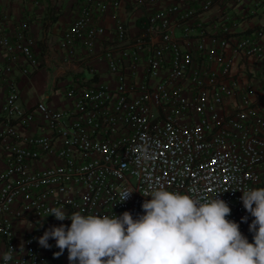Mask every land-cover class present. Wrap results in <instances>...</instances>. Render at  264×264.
Segmentation results:
<instances>
[{
	"label": "built area",
	"instance_id": "obj_1",
	"mask_svg": "<svg viewBox=\"0 0 264 264\" xmlns=\"http://www.w3.org/2000/svg\"><path fill=\"white\" fill-rule=\"evenodd\" d=\"M122 5L136 12L134 32ZM258 12L264 0H83L55 57L98 52L113 82L87 65L26 104L21 77L43 59L28 18L12 23L0 2V264H69L54 239L38 243L71 224L44 218L50 208L136 219L160 185L217 195L244 235L254 217L241 191L264 188V22L248 23Z\"/></svg>",
	"mask_w": 264,
	"mask_h": 264
},
{
	"label": "clouds",
	"instance_id": "obj_2",
	"mask_svg": "<svg viewBox=\"0 0 264 264\" xmlns=\"http://www.w3.org/2000/svg\"><path fill=\"white\" fill-rule=\"evenodd\" d=\"M133 192L123 191L121 203ZM241 192L243 207L254 217L252 242L237 222L227 219L231 208L217 195L201 202L160 185L143 195L151 199H145L144 214L136 219L128 211L119 216L68 215L52 207L44 218L51 215L71 224L51 227L38 243L47 249L54 239L59 249L54 257L67 250L69 264H264V188Z\"/></svg>",
	"mask_w": 264,
	"mask_h": 264
},
{
	"label": "crops",
	"instance_id": "obj_3",
	"mask_svg": "<svg viewBox=\"0 0 264 264\" xmlns=\"http://www.w3.org/2000/svg\"><path fill=\"white\" fill-rule=\"evenodd\" d=\"M2 8L15 23L20 17L28 18V30L34 38L33 49L37 50L43 59L40 67L28 77H21L20 99L23 103L29 104L39 98H43L48 91L53 78L68 77L76 69H82L85 74V67L93 65L96 68V77L112 83L113 77L107 72L103 60L98 57V52L84 60H73L67 63H59L55 57L58 47L60 30L75 14L83 0H0ZM124 17L131 32L135 31L136 12L130 10L128 5H122L118 9ZM264 22V12L249 19L250 24ZM78 54L83 49L77 46ZM93 50H101L97 44ZM57 75V76H56ZM41 83V84H40ZM40 84V88L37 85Z\"/></svg>",
	"mask_w": 264,
	"mask_h": 264
},
{
	"label": "trees",
	"instance_id": "obj_4",
	"mask_svg": "<svg viewBox=\"0 0 264 264\" xmlns=\"http://www.w3.org/2000/svg\"><path fill=\"white\" fill-rule=\"evenodd\" d=\"M244 236L247 237V239L249 240V242H252L253 233H251V232L249 231V229H246Z\"/></svg>",
	"mask_w": 264,
	"mask_h": 264
},
{
	"label": "rangeland",
	"instance_id": "obj_5",
	"mask_svg": "<svg viewBox=\"0 0 264 264\" xmlns=\"http://www.w3.org/2000/svg\"><path fill=\"white\" fill-rule=\"evenodd\" d=\"M41 84V83H40ZM40 84L39 85H37L38 86V88H40ZM249 229V228H248Z\"/></svg>",
	"mask_w": 264,
	"mask_h": 264
}]
</instances>
